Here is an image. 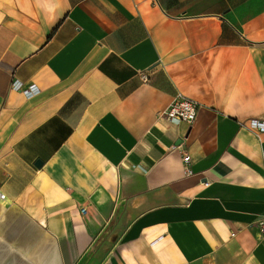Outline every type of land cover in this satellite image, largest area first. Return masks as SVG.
<instances>
[{
	"label": "crops",
	"instance_id": "0c3cea01",
	"mask_svg": "<svg viewBox=\"0 0 264 264\" xmlns=\"http://www.w3.org/2000/svg\"><path fill=\"white\" fill-rule=\"evenodd\" d=\"M251 120L264 0H0V264H264Z\"/></svg>",
	"mask_w": 264,
	"mask_h": 264
},
{
	"label": "built area",
	"instance_id": "2783aa9c",
	"mask_svg": "<svg viewBox=\"0 0 264 264\" xmlns=\"http://www.w3.org/2000/svg\"><path fill=\"white\" fill-rule=\"evenodd\" d=\"M143 78H146L145 75H142ZM12 88L14 90L20 91L22 90V84L19 81H14L12 84ZM23 93L28 97L32 98L39 93V90L36 86H31L27 90H23ZM200 109V104L192 99H189L183 95H177L171 105L165 109L160 117L169 121V122H181L186 123L188 125H192L198 115V111ZM249 127L253 130L264 131V122L259 120H251L249 122ZM183 161L185 164V170L187 173H191L189 169L190 157L185 155L183 157ZM3 198V195L0 194V199ZM82 212H85V209H82ZM258 224L264 234V218H261L258 221Z\"/></svg>",
	"mask_w": 264,
	"mask_h": 264
},
{
	"label": "water",
	"instance_id": "95a60500",
	"mask_svg": "<svg viewBox=\"0 0 264 264\" xmlns=\"http://www.w3.org/2000/svg\"><path fill=\"white\" fill-rule=\"evenodd\" d=\"M40 164V162L37 163V166Z\"/></svg>",
	"mask_w": 264,
	"mask_h": 264
}]
</instances>
